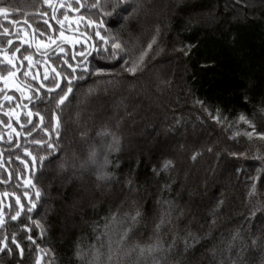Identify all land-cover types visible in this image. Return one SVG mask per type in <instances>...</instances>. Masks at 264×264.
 I'll list each match as a JSON object with an SVG mask.
<instances>
[{"label": "trees", "instance_id": "obj_1", "mask_svg": "<svg viewBox=\"0 0 264 264\" xmlns=\"http://www.w3.org/2000/svg\"><path fill=\"white\" fill-rule=\"evenodd\" d=\"M92 3L82 0L58 15L85 17L80 25L99 49L84 66L89 71L66 72L59 94L38 108L43 123L39 118L0 146V181L7 184L0 192L8 193L0 264H89L95 249L99 264H264V0H128L112 16ZM0 8L6 9L0 33L19 20L50 33L40 22L52 9L43 0H0ZM89 19L105 21L107 31L89 26ZM113 36L123 46L119 60L110 55ZM142 51L141 69L128 73L123 61ZM5 68L0 61V73ZM97 69L102 74L93 75ZM68 79L73 91L58 106ZM54 113L58 136L51 131ZM240 115L255 125L253 136L245 134L252 129ZM104 128L120 143L107 154L111 179L101 182L87 156ZM48 142L55 143L51 155ZM41 156L47 157L42 164ZM167 160L172 165L161 171ZM164 200L172 214L159 236L165 248L175 239V247L144 259L127 254L137 243L153 242ZM133 201L143 212L135 225ZM77 251L88 255L80 259Z\"/></svg>", "mask_w": 264, "mask_h": 264}, {"label": "flooded vegetation", "instance_id": "obj_2", "mask_svg": "<svg viewBox=\"0 0 264 264\" xmlns=\"http://www.w3.org/2000/svg\"><path fill=\"white\" fill-rule=\"evenodd\" d=\"M55 2L56 0H53V6ZM59 2L60 0H58V3ZM63 2L73 5L75 0H63ZM52 10L53 8L51 9L50 18L46 17V19L40 21L41 24H45L44 21L47 20V26L51 25V27H49L50 33L48 35L41 34L40 31L35 29L37 25L33 27L32 24L25 20L13 22V29L12 31L7 30V35L3 34L4 32L0 33V39H3L2 42H0V50H3L0 52V61L6 67L4 69L5 72L0 74L7 77V72L11 69L4 60V56L14 53L15 58L13 62L16 65L15 71L17 72V76L13 79L16 83L20 84L24 90V94L22 95L21 92L16 91L14 87H11V85L6 86L5 83L0 82V88L4 89L3 92H0V104L4 105L3 108H0L1 147L10 144H7L6 140H10L11 143L14 142L17 137L21 136L23 132L30 129L33 124L39 120L40 115L38 113V108L41 105L47 103L49 99L55 98L59 94L67 77L66 72L74 73L79 68H82L81 64L85 59L88 58V53H91L92 42L95 45V40L89 36L86 29L81 27L80 22L82 21H79L78 24H70L69 22H65L63 28H61L60 24H58L56 20L52 19ZM61 10L62 8H59L57 5L55 12L57 17ZM75 14L76 17L70 18V20H79L80 16H78V13ZM58 19L62 20L63 15H60ZM60 31H63L66 37L80 39L82 41L75 44L65 42L64 40L60 39ZM71 31H78L81 34H86L87 37L79 34H71ZM9 39L13 41L11 45L7 43ZM53 40L56 42L52 43ZM38 44L45 45L46 47H38ZM61 47L64 49L63 52H60ZM17 48L20 49L19 52H15V49ZM80 51H84L86 55L84 57H80L78 55L74 57V54ZM25 56L32 57L33 63L31 67H29L28 61L24 59ZM53 69H55V71H53ZM73 69H75V71H73ZM26 71L29 72L28 76L23 75V73ZM46 71L49 78L44 80L43 77ZM57 73H60V75L57 76ZM56 82L60 83V89L49 92L47 89L52 87ZM41 84L45 85V87H40ZM4 95H11L14 97V99L12 101H5L3 100ZM25 96L31 97V99H26ZM17 104H19V107H16ZM10 109L19 115V123L17 122L15 116L10 117L5 115V113L9 112ZM29 111L33 113L31 117V123H28L29 117L27 114ZM9 125H11V127H9ZM21 125H23V127ZM13 129L15 131H13ZM1 147L0 168L3 167L4 163V155ZM1 183L2 182H0V184ZM1 185L7 184L3 183ZM6 202L7 196H4L0 192V214L2 213L3 218L5 217L7 211Z\"/></svg>", "mask_w": 264, "mask_h": 264}, {"label": "snow or ice", "instance_id": "obj_3", "mask_svg": "<svg viewBox=\"0 0 264 264\" xmlns=\"http://www.w3.org/2000/svg\"><path fill=\"white\" fill-rule=\"evenodd\" d=\"M43 3L48 5L49 7L53 8L54 14L52 16V19L56 20L57 23L60 24L61 28H63L65 22H69L70 24L71 23H77L78 24L79 21H83L85 19L84 16H80L79 20H70L69 16L66 13L63 14L62 20L58 19V17L55 15L56 8L53 7L52 0H43ZM127 3H128V0H94V3H92L90 5V7L91 8H103L104 9V12H103L104 15L112 16L121 10L122 5L127 4ZM75 4L83 6L82 0H75ZM58 7L62 8V9L66 8L69 12L73 11V5L70 3L66 4L63 2V0H60V2L58 3ZM75 10L78 11L79 9H75ZM4 14H6V9L0 8V15H4ZM44 23L48 24V21L45 20ZM87 23L89 26H94L98 29L103 28L105 31H107L105 21H103V20H95L94 21V20L89 19L87 21ZM49 27H51V25H49ZM158 31L159 30H157V32ZM3 34L7 35L8 34L7 30H5V32ZM41 34H43V33H41ZM95 37H97L101 41H103L104 44H108V40L105 39V37L101 34L100 31L95 32ZM60 39L64 40L65 42H69V43H73V44L79 42V41H75V40H69V38L64 35L63 31H60ZM117 41H118V38L113 36L112 43H111V49L112 50H111L110 55H111L112 59H114V60L120 59V57L117 55V53L119 51L123 50L122 44L117 42ZM55 42H56L55 40L52 41V43H55ZM156 42H157L156 37H153L151 43L148 44V49H151L153 44H155ZM7 43L9 45H11L13 43V41L9 39L7 41ZM37 46L38 47H46L45 45H42V44H38ZM92 50L93 51H99V49H97V47L95 45L92 46ZM2 51L3 50H0V52H2ZM19 51H20L19 48L15 49V52H19ZM63 51H64V49L61 47L60 52H63ZM104 51H108V48H105ZM90 54L91 53H88V55H90ZM76 55H78L80 57H84L86 55V53L84 51H80L78 53H75L74 57ZM146 55H147V51H142L141 54L135 60H131V61L124 60L123 63L125 65H128L125 70L128 73L135 75L137 73V71H139L141 69V66L144 63V59H145ZM14 58H15L14 53L4 56V60L10 66L11 70H9L7 72V77L0 74V82L5 83L6 86L11 85V87H14L16 91L21 92V94L23 95L24 94L23 88L20 86V84L16 83L15 80L13 79L17 76V72L15 71L16 65L13 62ZM24 59L28 61L29 67H31V65L33 63L32 57L31 56H25ZM53 71H55V69H53ZM73 71H75V69H73ZM83 71L88 72L89 71L88 67H84ZM100 74H102V70H100V69H97L95 72H93V75H100ZM23 75L28 76L29 72L26 71L23 73ZM59 75H60V73H57V76H59ZM33 78H35V77H33ZM43 78H44V80H47L49 78L47 71L45 72ZM82 78L83 77H80V79H82ZM40 87L43 88V87H45V85L41 84ZM60 87H61L60 83L56 82V83H54V85L52 87H49L47 90L49 92H52V91H55L56 89H60ZM3 91H4V89L0 88V92H3ZM72 91H73V82H72V79H68V83L66 85V91H63V94L59 97V99L57 101V105L58 106L64 105L65 101L68 99V95L71 94ZM25 98L31 99V97H27V96H25ZM13 99H14V97L11 95H4L3 96V100H5V101H12ZM3 107H4V105L0 104V108H3ZM16 107H19V104H17ZM5 115H8L10 117L15 116L17 122L19 123V115L16 114L11 109L9 110V112L5 113ZM27 115L29 117L28 123H31L32 122L31 117H32L33 113L31 111H29ZM53 119L55 120V125L51 131L57 132V136H58V129L60 127V122H59L58 117L55 115V113L53 114ZM238 119H239V121L248 124L249 128L252 129V131L246 132L245 134L249 137L253 136L255 133V125L248 118H246L244 115H240ZM43 120H44V117L40 116V122L41 123H43ZM216 120H217V123L221 122V119L219 116V110L217 111ZM21 126L23 127V125H21ZM9 127H11V125H9ZM13 131H15V130L13 129ZM49 134L50 133L46 132V135H49ZM96 136L99 138L100 143L94 144L91 146V148L88 152L87 162L96 167V172H95L96 180L101 181V182H106V181L111 179V174L106 171V168H107L108 164L110 163L108 160L107 154L112 152V151L118 152L120 141H119V138L115 135V133L110 132L107 128H104V129L98 131L96 133ZM107 137H111V142H107L105 140V138H107ZM259 138L264 139V134H260ZM33 143L43 146L45 142L39 141V140H34ZM47 147H48V149H51V152L49 153V155L54 153L56 150L54 142H48ZM25 155L31 156V153L25 151ZM101 157L103 158L102 163L100 162ZM45 159H47L46 156L39 157L41 164L43 163V161ZM193 159H195V157H193ZM32 160H33V162H35L37 160V158L32 157ZM171 165H172V162L170 160L165 161L163 163V168L161 169V171H166ZM83 166L84 165H81V167H83ZM155 171L156 170H154V172ZM156 174L158 175L159 173L157 172ZM0 182H2V181H0ZM27 184L31 185L33 188L36 187V185L33 183V181L31 179H29L27 181ZM131 184H132V182H131V180H129V191H132ZM167 187L168 186L165 185V188H167ZM255 192H256V187H255V184H253L252 192H250V195H254ZM4 195L7 196L8 193H4ZM40 196H41V192L39 190H37L35 192L36 199L39 200ZM16 203H17V205L20 204L19 198H17ZM159 203L161 204L160 217H159L158 223L155 226V235L152 238L153 242L145 243V244L137 243L132 249L129 250V252L127 254L130 255L132 252H136L138 258L144 259L146 257L154 256V254L157 252L171 251V249L175 247V245H176L175 239H173L171 241V243L168 245V247L165 248L164 244H163V242L159 236L161 229L166 224L170 223V217L172 214V204L170 201H167V200L161 201ZM220 203H223V202L221 201ZM133 206H134V212L129 215V219L131 220L132 224L135 225V224L140 222V220L143 216V212H142L141 208L139 207V205L136 204L135 201H133ZM34 207H35V204L33 203L32 208H34ZM32 208H29L28 211H31ZM19 215H20V212L17 211L15 213V215L11 216V220L15 221L19 217ZM113 219H115V217H113ZM4 223H5V221L3 219V216H2V214H0V227H2L4 225ZM37 226L39 227L38 223H37ZM129 231H130V229L123 233V235L121 237V241L127 239L128 235H129ZM189 236H191V233H189ZM7 239L8 238L5 237L3 240H0V245H2V247H0V252L4 251L5 248L7 247V245H6ZM29 239H31V237H29ZM192 239L195 240V237H193ZM233 239H236V237L234 236ZM12 243L15 244L17 248H20V245L18 244V242L16 241L14 236L12 238ZM184 243H185V247L187 248L188 247L187 239H185ZM255 244H256V241H253L254 246H255ZM230 247H231V245H229V248ZM21 253H22V249H21ZM86 255H88V254L87 253H81V252L77 251V256L80 259H83L84 256H86ZM92 257H93V259H92V261L89 262V264H99V257H100L99 249H95L92 252ZM37 264H39V261L37 262ZM153 264H160V262L157 260H154Z\"/></svg>", "mask_w": 264, "mask_h": 264}, {"label": "water", "instance_id": "obj_4", "mask_svg": "<svg viewBox=\"0 0 264 264\" xmlns=\"http://www.w3.org/2000/svg\"><path fill=\"white\" fill-rule=\"evenodd\" d=\"M57 5H58V0H56V2H55V4H54L53 7L57 8ZM52 12H53V10H52ZM53 14H54V13H53ZM70 33H71V34H74V35L79 34V35H82V36H84V37H87L86 34H81V33L78 32V31H71ZM34 45H35V44H34ZM93 45H94V43L92 42V46H93ZM94 53H95V51H93L92 48H91V54H90V55L88 56V58L85 59L84 62L81 64L82 67L85 66V65L87 64L89 58H90L92 55H94ZM2 210H3V209H2ZM1 214H2V213H1Z\"/></svg>", "mask_w": 264, "mask_h": 264}, {"label": "rangeland", "instance_id": "obj_5", "mask_svg": "<svg viewBox=\"0 0 264 264\" xmlns=\"http://www.w3.org/2000/svg\"><path fill=\"white\" fill-rule=\"evenodd\" d=\"M74 20H77V19H74ZM67 32H69V31H67ZM70 34V33H69ZM69 39H72V38H70V37H68ZM72 40H75V41H82V40H80V39H75V38H73ZM81 67V66H80Z\"/></svg>", "mask_w": 264, "mask_h": 264}]
</instances>
